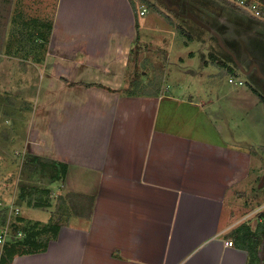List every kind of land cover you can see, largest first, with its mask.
I'll return each mask as SVG.
<instances>
[{"label":"crops","instance_id":"obj_1","mask_svg":"<svg viewBox=\"0 0 264 264\" xmlns=\"http://www.w3.org/2000/svg\"><path fill=\"white\" fill-rule=\"evenodd\" d=\"M205 2L171 0L175 13H160L167 26L154 28L175 41L166 65L181 71L143 76L150 82L133 91L130 57L149 25L135 13H116L115 2L98 17L79 13V24L54 14L37 62L8 54L13 16L0 0V66L18 58V90L33 82L26 148L64 164L62 185L80 206L44 250L10 264H251L244 244L255 242L264 264V76L232 59L224 34L214 44L197 36H213L199 20ZM8 93L1 113H23L19 93Z\"/></svg>","mask_w":264,"mask_h":264},{"label":"rangeland","instance_id":"obj_2","mask_svg":"<svg viewBox=\"0 0 264 264\" xmlns=\"http://www.w3.org/2000/svg\"><path fill=\"white\" fill-rule=\"evenodd\" d=\"M8 1L9 11L13 16V24L10 23L8 26L7 40L9 41L10 32L12 31L11 29L18 25L16 23L28 26L32 23L31 21H33V19L42 18L46 21L50 20L52 24V22H54V14L56 15L58 13V21H60L63 13H70L72 14L73 22L76 21L77 24H79V13H93L98 17L99 13H104L106 8H109L116 2V13H135L138 22L146 21L149 24L147 28H140V32L136 29V31L139 32L138 34L136 32L138 40L135 43L133 54L130 57V66L128 67L129 75L126 78L125 83H130L129 81L133 78L142 79L143 76L157 80L161 76L162 71H165L166 73L168 72L169 74H174L171 70L174 72H177V70L181 71L180 66H167V62L165 61L166 51L169 44L175 42L174 38L171 37V34L154 28L167 26V19L156 10L154 5H158L159 9L164 13H175L171 8L173 7L171 6V0H147V2L143 0ZM127 1L130 2L129 8ZM133 1L135 3V10L131 4ZM202 1H206L205 4L202 5L205 10L200 13L199 20L208 25V30H212L213 36L211 37L208 34V38L206 36L204 38V35L200 33L197 36L202 39H208L213 43L218 40V36L215 34H219L220 36L224 34V36L221 37V41H224L226 44L229 43L233 47L234 54H232V59L238 57L245 65L255 62L259 70L264 73V22L254 20L246 13L241 12L233 6L227 5L226 3H219L217 2L218 0ZM140 6L147 7L148 11L145 15H139L138 8ZM216 6L220 7L217 11L214 10ZM110 10L111 8L107 11ZM210 11L212 13H210ZM185 12L186 11L183 10L180 13L183 16L185 15ZM176 22L179 27L183 30L185 29L186 22L184 21V18H180L179 20L176 19ZM193 25L195 26V24ZM186 27L188 28V26ZM177 33H179V31H177ZM195 41L196 39L194 42ZM95 42H97V40H95ZM141 54L144 56L142 57V61L139 57ZM155 54L158 57H155ZM17 59L18 58L13 57L9 59L6 58L0 66V92L5 94L8 93L7 91L18 92L20 96L18 103H22L19 107L22 106L21 108L24 109V112L21 113L22 109L16 110V107L14 106L13 108L15 109H12L8 116L6 115L7 113H1L4 111H0V199L4 203H11L12 200L15 202L16 197L21 194L24 202L22 203L21 200H17L20 204V206L17 205L20 211L17 216L11 215L10 217L12 220L9 223L10 235L7 236L3 244L0 243V252L2 253L5 251L7 243L15 244V242L22 241L20 239L24 238V236H15L14 231L11 228L12 226H10L16 221L17 217H23L25 219L24 223L27 226L33 224L35 221H39L41 224L44 223L50 225L52 220L59 218L60 222H62L71 211H77V209L80 208L79 205H74L75 193L66 190L68 187L62 185V179L55 180L52 178L54 168H52L53 164L51 159H49L48 154H42L40 151H32L29 147L30 152L26 148L29 131L27 130L28 124L25 122L27 121L28 112L30 113L29 110L33 107L32 102L30 101L32 98L31 85L33 82L31 80L27 81L26 88L24 89L25 91L18 90L21 79L26 78V76L23 75V73L18 72L19 66ZM225 61L228 62V59ZM160 63L164 65H160ZM135 66L137 68L136 71ZM166 68H169V70L166 71ZM237 74L248 82L247 85L250 84L249 79L246 76L239 71H237ZM20 76L22 77L20 78ZM250 108L253 109L254 107L251 106ZM6 118H8V121H6ZM262 127L260 134H262L264 141V123ZM5 135H7V138L4 137ZM29 201L33 203L41 201L42 203H49V205H43L40 207L33 205L27 206L25 202L28 203ZM3 212L10 215L6 208L0 207V217L3 215L7 217L6 213L3 214ZM53 216L54 218L52 219ZM38 219L46 220L41 221ZM50 235H52V233H49V231L44 232V234H39L37 239L41 241L48 240ZM26 247L33 248V244H27Z\"/></svg>","mask_w":264,"mask_h":264},{"label":"trees","instance_id":"obj_3","mask_svg":"<svg viewBox=\"0 0 264 264\" xmlns=\"http://www.w3.org/2000/svg\"><path fill=\"white\" fill-rule=\"evenodd\" d=\"M146 1L147 0H143ZM170 1V0H169ZM223 3H226L227 5L233 6L236 9L240 10L243 13H246L248 16H251V14L245 10L244 8H242L240 5H237L233 2H231L230 0H221ZM264 2V0H262ZM171 2V1H170ZM134 10H135V3L134 1L131 2ZM156 10H158L160 13H164L163 11H161V9H159L158 5H154ZM254 16H252L253 18ZM32 23L28 26H23L21 24V26H18L17 28L13 29V31L10 34V45L9 48L7 50L9 55L12 56H16V57H20V58H31L33 60H36L37 62H41L43 60L45 51H46V46L48 43V39H49V35H50V29H51V22L50 20L46 21L45 19L42 18H36L33 19V21H31ZM228 58L229 56L226 55ZM137 66V65H136ZM135 66V71L137 70ZM232 69L234 70V68L232 67ZM151 81L154 82L153 79H151ZM150 82V81H149ZM147 83H142L139 78H133L130 81V90L134 89H140L142 87V89L146 86ZM5 138H7V135L4 136ZM52 162V168H54V174H53V179L55 180H60L64 177L65 174V166L64 164H60L57 163L55 161H51ZM23 197L21 196V194H19L16 199H15V204L19 205L18 203V199L21 200V202L23 203L24 200L22 199ZM25 204H27V206H36V207H40L43 205H49V203H42L41 201H36V202H31L29 201L28 203L25 202ZM6 212H3V214H5ZM14 216V215H13ZM17 216V215H15ZM0 228L2 227V225L5 223L6 221V217L5 215L0 217ZM54 218V216L52 217V219ZM11 218L9 223L11 222ZM15 221V219H14ZM25 219L23 217H17L16 221L10 225L12 226V230L14 231V233L17 230H21L24 233V238L20 239L22 241H17L14 243H7L6 247H5V251H3V253L1 252V257H0V264H10L11 260L13 258L14 255L17 254H25V253H31V252H35L38 250H44L46 248V244L47 241L49 240V238H54L56 236V233L58 232L59 226H60V220L59 218H56L55 220H52V222L50 223V225H46L44 223H39V221H35L33 224L31 225H26L24 223ZM27 226V227H24ZM52 233V235H50L48 237V240H44L41 241L39 239H37V237L39 236V234L44 232H48ZM253 236V235H251ZM239 241H245L244 234H239L237 235ZM29 244H33V248H28L26 247V245ZM257 242L255 243H246L245 248L247 249L248 253H249V259L251 264H261L260 263V259L258 258L257 255Z\"/></svg>","mask_w":264,"mask_h":264},{"label":"built area","instance_id":"obj_4","mask_svg":"<svg viewBox=\"0 0 264 264\" xmlns=\"http://www.w3.org/2000/svg\"><path fill=\"white\" fill-rule=\"evenodd\" d=\"M239 5L242 6H247L249 7L252 11H253V15L256 17H264V2L262 0H236ZM148 11L146 6H140L138 8V13L140 16L144 15L146 12ZM230 82H234V83H242L241 80H233V78H229ZM0 207H4L6 208V210L9 212L10 215H7L6 217V221L5 223L2 225V227L0 228V243L3 244L7 238V236L10 235V227H9V221H10V217L11 215H17L19 214V207L15 204V202H13V200L11 201V203H4L1 199H0ZM15 236H24L23 231L21 230H17L15 233ZM233 241L232 240H226V245H232Z\"/></svg>","mask_w":264,"mask_h":264},{"label":"water","instance_id":"obj_5","mask_svg":"<svg viewBox=\"0 0 264 264\" xmlns=\"http://www.w3.org/2000/svg\"><path fill=\"white\" fill-rule=\"evenodd\" d=\"M230 1L235 3V4H237V5H239V3L236 0H230ZM241 7L244 8L245 10H247L249 13L253 14V11L249 7H247V6H241ZM262 19H264V17H262ZM255 66H256V69H259L257 67V64H255Z\"/></svg>","mask_w":264,"mask_h":264},{"label":"flooded vegetation","instance_id":"obj_6","mask_svg":"<svg viewBox=\"0 0 264 264\" xmlns=\"http://www.w3.org/2000/svg\"><path fill=\"white\" fill-rule=\"evenodd\" d=\"M250 14H251V13H250ZM252 16H254V15H253V14H251V16H250V17L252 18ZM253 19H254V20H257V21H262V22H264V19H262V18H260V17H256V16H254V17H253ZM252 63H253V62H252ZM257 70H259V69H257ZM261 75H263V76H264V74H263V73H261Z\"/></svg>","mask_w":264,"mask_h":264},{"label":"clouds","instance_id":"obj_7","mask_svg":"<svg viewBox=\"0 0 264 264\" xmlns=\"http://www.w3.org/2000/svg\"><path fill=\"white\" fill-rule=\"evenodd\" d=\"M240 6H242V5H240Z\"/></svg>","mask_w":264,"mask_h":264}]
</instances>
